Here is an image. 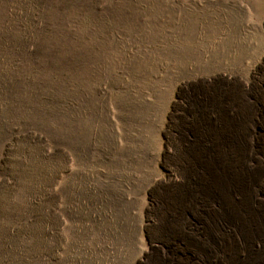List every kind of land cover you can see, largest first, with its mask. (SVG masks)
Wrapping results in <instances>:
<instances>
[{
    "label": "rangeland",
    "instance_id": "rangeland-1",
    "mask_svg": "<svg viewBox=\"0 0 264 264\" xmlns=\"http://www.w3.org/2000/svg\"><path fill=\"white\" fill-rule=\"evenodd\" d=\"M263 165L264 0H0V264H204Z\"/></svg>",
    "mask_w": 264,
    "mask_h": 264
},
{
    "label": "bare ground",
    "instance_id": "bare-ground-1",
    "mask_svg": "<svg viewBox=\"0 0 264 264\" xmlns=\"http://www.w3.org/2000/svg\"><path fill=\"white\" fill-rule=\"evenodd\" d=\"M258 167L259 164L249 163L246 170L252 175ZM245 176L247 177V175ZM243 182H248L247 178ZM217 184L222 186L221 182L216 183V186ZM217 188L219 187L217 186ZM247 193L248 195L243 200L245 213L242 214L237 212L236 203L228 204V212L226 213L223 201L218 199L217 208L222 224L219 228L224 245L229 246H226L229 251L226 252L223 250L225 248H218L217 246H213L210 253L208 250L205 251L206 249L202 250L204 264H264V173L256 184L248 187ZM239 194L242 195V191H239ZM205 227L198 226L196 229L194 227L192 231L194 234H198L199 238L204 239L208 237L205 233ZM235 235L238 236L239 240H235ZM229 238L234 242L230 241ZM208 240L210 241V239Z\"/></svg>",
    "mask_w": 264,
    "mask_h": 264
}]
</instances>
